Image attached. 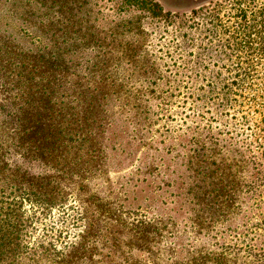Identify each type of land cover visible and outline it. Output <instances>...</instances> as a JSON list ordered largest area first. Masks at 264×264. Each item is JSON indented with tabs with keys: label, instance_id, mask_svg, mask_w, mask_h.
I'll list each match as a JSON object with an SVG mask.
<instances>
[{
	"label": "trees",
	"instance_id": "trees-1",
	"mask_svg": "<svg viewBox=\"0 0 264 264\" xmlns=\"http://www.w3.org/2000/svg\"><path fill=\"white\" fill-rule=\"evenodd\" d=\"M98 1L0 0V264H264V76L201 96L219 118L246 109L240 127L160 129L170 104L110 74L133 54ZM110 1L114 38L161 11Z\"/></svg>",
	"mask_w": 264,
	"mask_h": 264
},
{
	"label": "rangeland",
	"instance_id": "rangeland-1",
	"mask_svg": "<svg viewBox=\"0 0 264 264\" xmlns=\"http://www.w3.org/2000/svg\"><path fill=\"white\" fill-rule=\"evenodd\" d=\"M154 1L161 7L158 15L131 12L134 22L138 17L142 18L144 32L136 35L133 31L135 37L130 34L126 39L110 36L117 25L114 21L119 12L116 2L98 1V9L108 21L100 20L97 27L109 32L106 38L109 43L115 47L128 46V52L133 54V57L122 61V66L119 67L118 62L111 66L110 74L120 81L129 78L126 80L127 88L134 92H154L160 100L153 104L163 99L162 103L170 104L173 108L171 118L158 124L160 129L167 124L180 129L185 121L200 124L202 119L198 114L206 117L203 125L211 119L214 131L233 130L235 125L240 127L239 122L246 109L240 114L231 113L230 117L219 118L213 111L214 107H210L213 102L208 106L201 96L210 91H221L235 77L242 78L246 74L264 76V52L257 51L258 46L264 49V34L253 21L255 14L264 11V0H182L181 8L170 7L163 0ZM169 3L172 5L171 1ZM135 48L138 52L134 51ZM117 55L122 56L121 52ZM258 83L262 85V82ZM204 104L207 108L201 110ZM208 109L210 114L205 113ZM188 115L191 117L186 120ZM165 154L161 153V157L166 159ZM171 157L167 156L169 175L179 169L170 162Z\"/></svg>",
	"mask_w": 264,
	"mask_h": 264
},
{
	"label": "flooded vegetation",
	"instance_id": "flooded-vegetation-1",
	"mask_svg": "<svg viewBox=\"0 0 264 264\" xmlns=\"http://www.w3.org/2000/svg\"><path fill=\"white\" fill-rule=\"evenodd\" d=\"M170 1L172 5L169 3ZM163 2L169 5L170 7H175V8H181V5H183L182 0H163Z\"/></svg>",
	"mask_w": 264,
	"mask_h": 264
}]
</instances>
